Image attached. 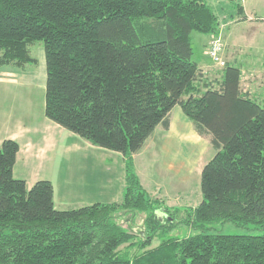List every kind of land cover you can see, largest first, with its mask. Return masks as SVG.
<instances>
[{
    "label": "trees",
    "instance_id": "16d2710c",
    "mask_svg": "<svg viewBox=\"0 0 264 264\" xmlns=\"http://www.w3.org/2000/svg\"><path fill=\"white\" fill-rule=\"evenodd\" d=\"M219 28L206 0H0V68L36 66L28 48L42 42L44 116L124 161L120 203L57 210L50 181L14 178L19 146L2 141L0 264H264V104L241 92L237 67L214 88L192 60L191 34ZM174 107L215 151L195 207L160 205L133 165ZM224 223L263 232H213Z\"/></svg>",
    "mask_w": 264,
    "mask_h": 264
},
{
    "label": "crops",
    "instance_id": "0c3cea01",
    "mask_svg": "<svg viewBox=\"0 0 264 264\" xmlns=\"http://www.w3.org/2000/svg\"><path fill=\"white\" fill-rule=\"evenodd\" d=\"M229 16L230 20L227 22L225 20L226 17L222 16L223 23L219 28L220 33L218 35L220 37L222 36L221 39H223V60L226 65L237 67L240 70L241 92L257 103L264 104V55L261 54L260 50L257 48L258 45L263 46L264 21H261L262 19L253 18L244 8L243 12L236 11V13L230 14ZM244 23L250 24L248 28H246V32L241 33L237 27ZM244 38H246L247 41H243ZM208 39L209 41L204 43L206 49H208L207 46L212 37L209 36ZM240 43L242 45H240ZM205 54L207 55V50ZM194 62L198 66L200 78L205 81V83L216 88V84L221 80L222 68L216 73V71L213 70L216 68H213L210 61L209 63ZM0 69V144L4 140H13L19 146L13 168V176L15 174L20 176L16 179L24 180L27 189H30L38 180L50 181L54 189L53 201L55 209L57 210L88 206L83 203L84 201H81L82 198H78V202L70 204L71 198H68L64 187L68 186L69 183H64L62 185L63 189L57 194L53 181L51 179H40L39 175H36V172H34L32 168L33 163H35L38 170L42 171V169H45V174L49 173L52 175L57 159L65 160L71 155L93 152L96 160L98 156L97 150H92L94 146L89 142H87L89 144H83L74 134L48 120L44 116V105L42 106L41 112L35 117L33 112L34 106L30 105L29 102L33 100L34 90L38 91L39 96L42 94L41 91L44 90L45 93V73L43 74L44 76H42L38 72H19L17 70L3 71L2 69L4 68ZM38 69L44 71L42 66ZM16 90H19L20 94L24 96L26 100L25 104H22L19 110L17 103H15L11 97V92L15 93ZM191 125L192 124L189 123V120L184 116L181 109L179 107H174L169 116V129L167 130L169 134H172L174 131L177 132L178 128H188L186 130L190 132ZM161 128V126H158L154 133ZM189 135L191 136V133H188V136ZM152 136L146 141L142 150L133 156V165L135 173L145 192L152 199L160 201V199L152 196L153 190H156L155 186L158 181V175L160 174V172H156L155 169L163 159H165L163 168L165 167L166 170L171 169L169 143L174 144V139L172 138L169 140L170 138L167 137V139L163 141L161 149L158 151L156 146L151 148L148 142L152 140ZM115 155H117L116 158L122 162L124 180L123 158L119 153ZM166 170L165 172H167ZM173 171L177 174V177L181 176L182 179L187 178L185 173L180 174L179 171L175 169ZM119 184V187L115 189V192H113L110 198L112 200L110 203H120L122 201L124 181L122 186L121 183ZM119 188H121L120 191H118Z\"/></svg>",
    "mask_w": 264,
    "mask_h": 264
},
{
    "label": "rangeland",
    "instance_id": "374dc122",
    "mask_svg": "<svg viewBox=\"0 0 264 264\" xmlns=\"http://www.w3.org/2000/svg\"><path fill=\"white\" fill-rule=\"evenodd\" d=\"M231 0H206V2L214 9L215 13L219 17L220 26L222 25V16L226 17V22L229 21V15L236 13V10L230 2ZM239 2L248 14L252 15L253 18L262 19L264 21V0H233ZM242 8V12H243ZM239 12V11H238ZM256 22V21H255ZM250 23H244L238 25L239 32H246ZM264 26V25H263ZM258 27V25H257ZM261 30L260 28H258ZM262 31V30H261ZM220 33V32H219ZM263 34V33H262ZM209 36L201 35L199 33L193 32L191 34V45L193 48L192 60L198 61L201 63H212L213 69L216 73L219 72L220 66H217L205 53L206 48L204 43L208 42ZM213 38H219L223 47L222 36H211ZM211 39V41H212ZM263 46L258 45L257 48L260 50V53L264 55V36H263ZM210 41V42H211ZM243 41H247L244 38ZM209 42V44H210ZM209 44L207 48L209 47ZM240 45H242L240 43ZM245 46V45H244ZM30 55L37 60L36 66H25V69L17 70L19 72H35L39 73L42 76L45 73V60H44V49L43 43L40 41L34 42L29 45ZM206 49V50H205ZM245 50V49H244ZM223 49L220 54L222 61ZM225 63V62H224ZM41 66L44 71H42ZM10 68V67H9ZM4 68L3 71H15L14 68ZM1 71V69H0ZM216 75V74H215ZM216 78V77H214ZM33 100H30L29 104L34 106V115L35 117L41 112L42 106L44 105V90L40 94L37 90H34ZM19 90H16L15 93L11 92V97L14 102L17 103L18 110L25 104V97L22 96ZM12 100V99H11ZM190 124H192L189 121ZM162 129V128H161ZM158 129L156 133L152 136V140L148 141L151 148L156 146V149L159 151L163 145V141L169 137L171 140L174 139V144L169 143L170 148V170L163 168L165 159L160 161L161 163L156 166V172H160L158 175V181L156 183V190H153L152 196L160 199L159 203L162 206L169 208L179 207H195L201 201V192H200V173L202 167L213 157L215 154L214 149L210 145V139L208 136H200L196 133L192 125L189 130L188 128L180 129L178 128L177 132H172L169 134V131H164L163 129ZM191 133V136H188V133ZM170 135V136H169ZM76 136V135H75ZM188 136V137H186ZM79 138L80 142L83 144H89L86 140ZM85 142V143H84ZM170 142V141H169ZM92 150H97L98 156L96 157L93 152H83L64 159H57L55 161V167L53 169L52 175L45 174V169L38 170L33 163L32 170L36 172V175H39L40 179H51L56 188L57 194L63 189V184L69 183L68 186H64L66 189V194L70 199V204L78 202V198H82L81 201H84L85 205H92L95 203H110L112 200L113 192L123 185V165L119 161L115 152H111L105 149L98 147H92ZM163 163V164H162ZM179 171L180 174L185 173L186 179H182L181 176L177 177V174L173 170ZM165 170L167 172H165ZM46 175V176H41ZM15 178H19L17 174L14 175ZM50 177V178H49ZM168 180V183H167ZM117 184V186H116ZM114 185V186H113ZM119 188L118 191H120ZM140 219L142 216H139L135 223L140 225ZM214 229V233H220L224 235H243V234H252L259 235L263 231L256 229L253 226H244L238 227L231 223L218 224ZM174 234L179 237H185L186 235L194 234L195 231L190 230L180 226L176 228ZM158 244V240L152 242V247Z\"/></svg>",
    "mask_w": 264,
    "mask_h": 264
},
{
    "label": "built area",
    "instance_id": "2783aa9c",
    "mask_svg": "<svg viewBox=\"0 0 264 264\" xmlns=\"http://www.w3.org/2000/svg\"><path fill=\"white\" fill-rule=\"evenodd\" d=\"M222 44L219 38H213L212 41L209 44V47L207 49V56L217 65L220 67H224L225 63L222 61V58L220 56L222 52Z\"/></svg>",
    "mask_w": 264,
    "mask_h": 264
}]
</instances>
